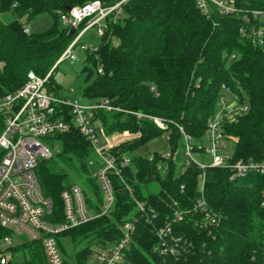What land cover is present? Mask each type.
Returning <instances> with one entry per match:
<instances>
[{
  "label": "trees",
  "instance_id": "trees-1",
  "mask_svg": "<svg viewBox=\"0 0 264 264\" xmlns=\"http://www.w3.org/2000/svg\"><path fill=\"white\" fill-rule=\"evenodd\" d=\"M92 1L0 0V12L14 16L11 23H0V99L17 92L30 72L41 78L50 73L78 34L69 36L71 29L63 25L60 15ZM99 1L112 7L124 0ZM220 1L228 2L235 11L224 13L210 1L205 13L200 0H126L119 18L108 19L96 50L85 51L84 97L109 100L120 109L97 112L99 128L109 136L140 132L142 138L115 150L118 155H132L133 166L124 171L123 180L112 177V210L58 236L65 264H88L93 246L99 250L120 242L132 216L138 220L120 264H258L262 259L264 176L252 174L231 182L228 169H207L205 198L220 223L206 229L195 225L202 219L196 212L183 221H172L176 210L194 209L202 171L192 165L178 173L176 163L164 160L160 153H137L167 132L133 113L165 120L170 137L166 144L176 151L182 141L178 126L194 144H206V131L222 109L221 99L236 96L248 111L236 123L222 126L225 134L237 139L230 143L234 160L264 159V0ZM43 14L52 16L51 27L26 34L21 19ZM83 38L78 47L85 45L81 44ZM58 66L48 86L57 96L53 76ZM3 127L0 115V135ZM54 141L50 142L53 157L37 170L43 195L52 201L48 219L64 223L61 194L73 185L81 187L89 210L98 215L103 195L88 168L94 157L90 143L74 127ZM197 157L205 159L204 154ZM159 164L167 168L165 173ZM124 183L137 200L156 211L155 225L138 213ZM166 220L172 227L166 246L175 247L173 239H181L177 246L181 252L175 256L160 252L164 247L157 230ZM12 252L21 254L23 261L10 264H47L39 243L25 242Z\"/></svg>",
  "mask_w": 264,
  "mask_h": 264
},
{
  "label": "built area",
  "instance_id": "built-area-1",
  "mask_svg": "<svg viewBox=\"0 0 264 264\" xmlns=\"http://www.w3.org/2000/svg\"><path fill=\"white\" fill-rule=\"evenodd\" d=\"M125 1L112 7H105L99 0H95L61 14L63 25L69 29H75V32L78 31L74 41L46 77L41 78L30 72L26 83L17 92L0 99V115L4 121L0 135V151L2 152L0 158V264H10L13 260L11 250L16 239L20 240L17 247L25 242L39 243L43 248L47 264H65L58 236L100 215L108 214L114 207L115 191L112 177L116 176L123 180L124 171L133 166L132 155H118L115 150L129 141L142 138V134L122 132L107 135L102 128H99L96 114L99 111L117 112L120 109L113 107L109 100L94 101L89 105L78 101L72 102L49 91L48 86L49 78L59 64L67 60L72 62L77 60L74 50L86 33L96 28L98 36H103L108 19L112 17L115 21L119 18L121 5ZM208 1L222 9L224 13L235 11L228 2L200 0V8L205 13L208 11ZM25 33L29 34L30 31L26 29ZM259 35L261 36L262 32ZM81 49L96 50L94 46L88 45H81ZM232 97L234 101L231 104H228L227 98L221 99L222 109L210 122L206 131L207 145L194 144L192 138L178 126L182 136L179 147L176 151H172L166 144V151L160 153L164 160H172L176 163L178 173H183L192 165L202 171L198 178V198L194 209L176 210L172 217L173 222L183 221L196 212L202 216L201 222L195 221L196 226L207 229L219 225L220 218L209 209L205 198L207 169H228L231 182L243 180L252 174L264 176V159L234 160L230 143L236 142L237 139L225 134L222 126L224 123H236L239 116L248 111V108L240 106L236 96ZM133 114L139 119L151 120L158 129L167 132L165 141L170 140L168 124L165 120L139 113ZM72 127L78 129L92 147L94 157L88 161V168L91 169L92 177L101 189L103 202L100 213L95 215L89 210L81 187L70 186L61 194L65 221L62 224H55L48 219L52 214V201L43 195L37 170L43 161L53 157L54 149L51 148L50 142L68 133ZM203 154L205 158L203 160L194 158L196 155ZM149 159L152 160V157ZM158 168H162L163 173L167 171L162 164H159ZM125 186L134 199L138 213L145 216L147 222L155 225L154 220L158 218L156 211L149 208L147 202L137 200L131 187L126 184ZM137 220L136 217H130L123 228V239L115 245L99 249L94 264H120L124 260V251L132 243L134 222ZM171 234L170 220H166L164 227L157 230V236L163 242L164 248L160 251L163 255L175 256L181 252L177 248L181 242L179 238L173 239L175 247L166 246L165 239ZM186 245L185 240L183 241L184 251L187 249ZM187 247H191V244ZM258 264H264V252Z\"/></svg>",
  "mask_w": 264,
  "mask_h": 264
},
{
  "label": "rangeland",
  "instance_id": "rangeland-1",
  "mask_svg": "<svg viewBox=\"0 0 264 264\" xmlns=\"http://www.w3.org/2000/svg\"><path fill=\"white\" fill-rule=\"evenodd\" d=\"M14 20V16L12 13H1L0 12V23L1 24H9ZM22 24H24L27 29L32 33H39L48 30L52 23L53 18L49 14H43L37 16L31 20L24 17L21 19ZM62 25V24H61ZM101 39L97 34V29H90L81 44L90 45V46H98ZM74 55L76 56V61L67 60L60 64L57 70L54 73V80L58 86V95L62 98H67L72 102L78 101L81 104H92L94 101H90L84 97V89L86 87L85 82V74L83 73V67L85 62V51L81 49V45L74 50ZM228 104H231L234 99L233 97H228ZM207 145V143H206ZM58 151V150H56ZM166 151V141L165 134L160 137L153 139L147 143L139 152L137 153H164ZM230 155V153L228 154ZM195 159L198 160L197 156H194ZM75 183H78L75 181ZM22 240V239H21ZM20 243V240L16 239L14 241V248H17V244ZM11 250V251H12ZM92 255L89 259L88 264H94L96 260V254L98 253V249L96 247H92ZM13 261L17 263H21L23 261V256L21 254H14L12 252ZM71 264H74L71 262Z\"/></svg>",
  "mask_w": 264,
  "mask_h": 264
},
{
  "label": "water",
  "instance_id": "water-1",
  "mask_svg": "<svg viewBox=\"0 0 264 264\" xmlns=\"http://www.w3.org/2000/svg\"><path fill=\"white\" fill-rule=\"evenodd\" d=\"M74 33H75V29H71L70 33H69V36L73 35Z\"/></svg>",
  "mask_w": 264,
  "mask_h": 264
}]
</instances>
